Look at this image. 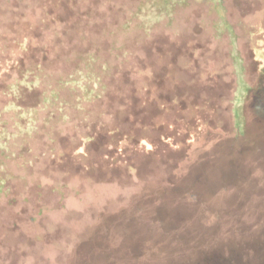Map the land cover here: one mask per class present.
Here are the masks:
<instances>
[{
  "label": "trees",
  "instance_id": "obj_1",
  "mask_svg": "<svg viewBox=\"0 0 264 264\" xmlns=\"http://www.w3.org/2000/svg\"><path fill=\"white\" fill-rule=\"evenodd\" d=\"M185 2L113 3L74 21L49 6L1 48L10 101L0 103V264H264V52L254 50L253 83L233 57L231 132H206L152 172L94 179L106 169L88 147L131 133L127 104L132 116L159 99L152 50ZM56 52L75 66L57 79L45 67ZM140 67L137 93L118 103ZM84 172L93 176L78 180ZM104 184L115 197L97 190Z\"/></svg>",
  "mask_w": 264,
  "mask_h": 264
},
{
  "label": "rangeland",
  "instance_id": "obj_2",
  "mask_svg": "<svg viewBox=\"0 0 264 264\" xmlns=\"http://www.w3.org/2000/svg\"><path fill=\"white\" fill-rule=\"evenodd\" d=\"M132 1L0 0V58L5 56V51L1 49L4 45L15 44L24 38L25 35L17 32L21 24L41 20L42 9L58 7L60 12L70 16L68 20L74 21L79 15L83 20L90 8L107 7L113 3L129 6ZM220 3L214 0H187L177 6L174 24L178 30L159 38V47L152 50L158 71L162 73V79L155 84L159 99L148 106L137 99L140 103L132 116L129 111L131 107L127 104L125 119L129 126L130 123L132 125L128 129L131 133L123 138H102L88 147L92 163L97 168L106 169L105 172L93 173L94 179L106 180L105 175L112 176L118 172L125 175L139 171L152 172L161 163L169 159H182L191 148H199L206 132L232 131L234 119L231 101L235 90L233 57L241 60L246 79L253 83L257 69L254 50L264 52V0H222ZM72 9L77 12L71 16ZM120 14L125 13H114V17L118 19ZM21 54V57L29 59L24 53ZM62 54L56 52L53 59L46 61L49 78L57 79L74 69L69 57ZM137 71L135 83L126 90H118L114 95L116 100L124 94L128 99L135 96L142 68ZM4 88L5 85L1 83L0 103L3 105L10 101ZM117 101L120 103V100ZM44 142L41 140L42 144ZM59 169L63 175H70L71 178L77 175L75 171L73 175L67 172L68 166L64 162L59 164ZM93 175L84 172L78 180L85 181ZM97 190L108 198L115 197L118 192L116 187L107 184L98 186Z\"/></svg>",
  "mask_w": 264,
  "mask_h": 264
}]
</instances>
